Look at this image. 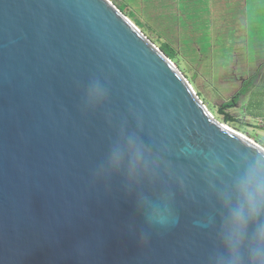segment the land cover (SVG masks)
Returning a JSON list of instances; mask_svg holds the SVG:
<instances>
[{
  "label": "water",
  "instance_id": "water-1",
  "mask_svg": "<svg viewBox=\"0 0 264 264\" xmlns=\"http://www.w3.org/2000/svg\"><path fill=\"white\" fill-rule=\"evenodd\" d=\"M236 131L110 0H0V264H219L236 178L264 156ZM129 137L155 161L135 189L169 227L107 167Z\"/></svg>",
  "mask_w": 264,
  "mask_h": 264
},
{
  "label": "rangeland",
  "instance_id": "rangeland-1",
  "mask_svg": "<svg viewBox=\"0 0 264 264\" xmlns=\"http://www.w3.org/2000/svg\"><path fill=\"white\" fill-rule=\"evenodd\" d=\"M117 1L121 4L127 3L128 11H132L143 25L151 29L149 34L152 40H156L155 46L159 48L164 43H170L178 51L183 70L194 82V90L196 93L198 91L203 94L201 101L220 122L228 124L224 116L219 115V107L243 89L244 81L249 75V61L257 48L255 45L257 37L212 35L213 31L208 28L212 22V16L209 14V9H212V0H206L201 5L196 0L188 6L179 0V6H163L166 11L161 13L152 11L150 2L146 0ZM184 7L188 9V13H184ZM228 7L234 9V14L235 10H238V6L235 5ZM219 14L223 13L219 11ZM131 22L135 24L133 20ZM140 31L142 32L141 29ZM224 33L229 34L232 31L226 30ZM198 49L203 52V55ZM261 62L262 60H256L255 69ZM250 100L251 98L246 96L237 108L230 109L241 118V121L236 125H228L251 137L250 139L259 141L258 143L263 146L264 115L253 116L252 112L245 108Z\"/></svg>",
  "mask_w": 264,
  "mask_h": 264
},
{
  "label": "clouds",
  "instance_id": "clouds-1",
  "mask_svg": "<svg viewBox=\"0 0 264 264\" xmlns=\"http://www.w3.org/2000/svg\"><path fill=\"white\" fill-rule=\"evenodd\" d=\"M106 90L99 83L88 89L90 104H100L106 98ZM127 167L128 191L134 195L137 211L148 227L166 228L175 222L171 210L161 203L151 200L137 191L142 176L150 175L155 161L148 150L135 137L127 138L124 144L115 145L108 157L107 167L120 171ZM237 202L229 206L224 218L221 242L222 259L219 264H264V156L248 162L243 172L236 178ZM251 228V232H250Z\"/></svg>",
  "mask_w": 264,
  "mask_h": 264
},
{
  "label": "crops",
  "instance_id": "crops-1",
  "mask_svg": "<svg viewBox=\"0 0 264 264\" xmlns=\"http://www.w3.org/2000/svg\"><path fill=\"white\" fill-rule=\"evenodd\" d=\"M205 1L198 0V4H204ZM149 2L152 11H160V13L166 11L163 6H179V0H149ZM192 2H196V0H182L186 6ZM225 4L227 6H224ZM231 5L238 6L235 14L233 13L234 9L228 7ZM185 7L184 13H188V9ZM219 11L223 14H219ZM209 14L212 16V22L210 25L208 24V28L213 31L212 35L257 37L255 39L257 48L254 50L253 58L249 61V75L244 81V86L253 80L256 85L247 96L251 99L254 98L256 102L264 100V0H212V9H209ZM194 21L197 20L194 19ZM188 23L190 25V21ZM189 27L192 28V26ZM226 30H231L232 33L225 34ZM199 51L201 50L199 49ZM258 59L262 62L255 69V62ZM252 114H257V111L254 110Z\"/></svg>",
  "mask_w": 264,
  "mask_h": 264
},
{
  "label": "trees",
  "instance_id": "trees-1",
  "mask_svg": "<svg viewBox=\"0 0 264 264\" xmlns=\"http://www.w3.org/2000/svg\"><path fill=\"white\" fill-rule=\"evenodd\" d=\"M111 1L113 2V4L117 8H119L122 11V13L126 17L133 20L135 22V24L137 25V27H139L145 35H147L151 38V34H149L151 29L146 27V25H143L141 23V21L135 16V14L132 11H128L127 3L121 4L117 0H111ZM132 1H135V0H132ZM146 1L149 2V0H146ZM151 41L153 43L157 44L156 40H154V39L152 40V38H151ZM191 47H192V45H191ZM159 49H161L170 59H172V61L174 63L177 64V66L180 68V70L185 74V76L191 82V86H193L194 85L193 80L188 76L187 72L185 70H183V67L180 63V57H179L178 51L170 43L162 44L161 46H159ZM198 51H199V49H198ZM199 52L203 55L202 51H199ZM255 85H256V83L253 80L250 81L248 83V85H245L243 87V89L235 95L234 98H232L227 103L220 105L218 113H219V115L224 116L225 122H227L228 124H231V125H234V124L236 125L237 123H239L241 121V118L239 116H237L236 114L232 113L230 111V109L237 108L239 103L242 102V99L244 97H246L250 92H252V89L254 88ZM197 93H198V96L200 97V99L203 100L202 99L203 94L198 92V91H197ZM256 105H258V107H256ZM263 106H264V100H259L258 102H256V100L254 98H252L250 101H248V103H246L245 108H248L249 111H251L252 113L254 110L257 111V114H252V115L259 117V115H264ZM210 109H212V107ZM252 109H253V111H252Z\"/></svg>",
  "mask_w": 264,
  "mask_h": 264
},
{
  "label": "bare ground",
  "instance_id": "bare-ground-1",
  "mask_svg": "<svg viewBox=\"0 0 264 264\" xmlns=\"http://www.w3.org/2000/svg\"><path fill=\"white\" fill-rule=\"evenodd\" d=\"M227 128H229V129H231V130H233V131H236V130H234L230 125H228V124H225V123H223ZM237 132V131H236ZM244 135V134H243ZM246 136V135H245Z\"/></svg>",
  "mask_w": 264,
  "mask_h": 264
}]
</instances>
